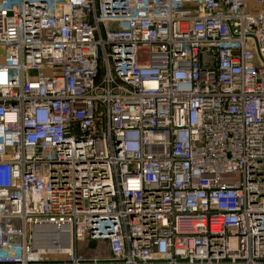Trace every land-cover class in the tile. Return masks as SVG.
<instances>
[{"label": "built area", "instance_id": "2783aa9c", "mask_svg": "<svg viewBox=\"0 0 264 264\" xmlns=\"http://www.w3.org/2000/svg\"><path fill=\"white\" fill-rule=\"evenodd\" d=\"M0 264H264V0H0Z\"/></svg>", "mask_w": 264, "mask_h": 264}, {"label": "rangeland", "instance_id": "374dc122", "mask_svg": "<svg viewBox=\"0 0 264 264\" xmlns=\"http://www.w3.org/2000/svg\"><path fill=\"white\" fill-rule=\"evenodd\" d=\"M76 252L84 258H108L107 245L103 241H91L86 239L83 242L77 243Z\"/></svg>", "mask_w": 264, "mask_h": 264}, {"label": "bare ground", "instance_id": "6f19581e", "mask_svg": "<svg viewBox=\"0 0 264 264\" xmlns=\"http://www.w3.org/2000/svg\"><path fill=\"white\" fill-rule=\"evenodd\" d=\"M41 238L43 239V241H41L42 246H50L51 244L59 241V240H57L58 238H56L53 231L49 230V229L43 230V236ZM55 240H57V241H55ZM65 247H67V246H65Z\"/></svg>", "mask_w": 264, "mask_h": 264}, {"label": "crops", "instance_id": "0c3cea01", "mask_svg": "<svg viewBox=\"0 0 264 264\" xmlns=\"http://www.w3.org/2000/svg\"><path fill=\"white\" fill-rule=\"evenodd\" d=\"M108 255H109V253H108Z\"/></svg>", "mask_w": 264, "mask_h": 264}]
</instances>
